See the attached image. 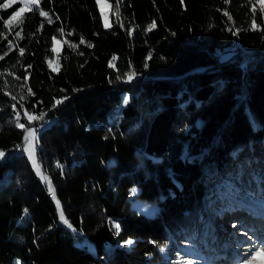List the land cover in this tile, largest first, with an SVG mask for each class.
Returning a JSON list of instances; mask_svg holds the SVG:
<instances>
[{"label":"trees","instance_id":"16d2710c","mask_svg":"<svg viewBox=\"0 0 264 264\" xmlns=\"http://www.w3.org/2000/svg\"><path fill=\"white\" fill-rule=\"evenodd\" d=\"M109 2V27L97 0H39L8 26L21 1L0 8V264H186L207 215L264 213L259 0ZM42 123L38 162L74 228L23 148Z\"/></svg>","mask_w":264,"mask_h":264},{"label":"rangeland","instance_id":"374dc122","mask_svg":"<svg viewBox=\"0 0 264 264\" xmlns=\"http://www.w3.org/2000/svg\"><path fill=\"white\" fill-rule=\"evenodd\" d=\"M19 1H21L22 4L21 8L24 7L25 4H27L29 7L32 6L31 0H19ZM101 3L104 5L103 10H101ZM98 6L104 24L107 23L108 25H110L111 20H110L109 0H101V2L98 3ZM60 47H61V41L56 39L55 40L56 54L51 58V60L49 59L50 66L55 69L58 68L59 65L57 54L60 51ZM46 124L48 123H42L38 127L31 126V128L36 129L37 138L38 135L40 134V131L42 130V128L45 127ZM90 125L91 124H89V126ZM26 134L27 132L25 130L24 137ZM26 147H27V141H25L24 139L23 148L29 158ZM36 159H37V164L33 165L32 160L29 158L35 170L37 166H39L42 170V166L38 162L37 149H36ZM42 172L44 173L43 170ZM56 200L58 199L56 198ZM132 205L133 207H136L137 209L147 214H151L154 210V205L144 200L142 201L138 199H133ZM61 208L62 205L60 203V207L58 208L59 213ZM247 208L248 207H245V209L244 208L230 209L227 212L223 211L224 213H221L220 215H217L216 213L215 219L212 218V216L207 215L205 218L203 235L201 236V240L200 241L198 240L199 244L197 243V248L198 245L199 248L198 250L194 249V251H196L197 254H195V256L193 254L192 256L193 258H191V261L190 260L187 261L186 264H189V262H191V264H244L245 260L250 259V249L253 244H255L257 247L264 246V219H263L264 217L262 218V216L259 215V213L256 210L252 208L249 209ZM249 213H251L252 215V220L250 219L249 225H246L247 219L249 217ZM254 213L256 214L258 213V214L255 215ZM59 223L74 228L72 224H70L67 218L65 217V214L63 221L59 218ZM252 227L254 228V230L250 229ZM198 239H200V236ZM176 241L180 242L181 240L177 239ZM175 250H176L175 242L171 241L170 244L164 248L163 252L165 256L168 259H170ZM178 255L179 254L177 253V256ZM198 256L200 258L196 259Z\"/></svg>","mask_w":264,"mask_h":264},{"label":"snow or ice","instance_id":"6c2138e0","mask_svg":"<svg viewBox=\"0 0 264 264\" xmlns=\"http://www.w3.org/2000/svg\"><path fill=\"white\" fill-rule=\"evenodd\" d=\"M98 3L101 2V0H97ZM119 2V0H118ZM260 4H261V8L262 10H264V0H259ZM14 3V0H7V2H0V8H7L10 7L12 4ZM31 3L33 6H38L39 4V0H31ZM104 5L101 3V10H103ZM31 11L32 9L25 4L24 7L20 8L17 12H15L10 19H8L7 21H5V26L11 25L12 22L14 20H16L17 18H19L21 16L22 13H24L25 11ZM252 11L255 12L256 8L255 6H253ZM39 15L47 17L48 13L44 12V11H39ZM225 15H227V13H225ZM107 19V18H106ZM49 23H51V20H49ZM110 25H108L107 23L105 24V27H109ZM153 27H155V25H153ZM253 27H257L255 24V20L253 19ZM61 33H63V29L60 30ZM17 35H20V33H17ZM55 39V38H54ZM83 42V40L81 41ZM53 51H55V49H53ZM19 54L21 56L24 55V49H20L19 50ZM0 59H3V57H0ZM129 78H133L135 76V73H129ZM12 99L15 100L16 97L12 96ZM64 99H67V97H65ZM62 101H57V104L61 103ZM128 101L125 100L124 103H127ZM13 107H15V105H13ZM25 116L27 117V120L29 123H31L34 120H42L43 119V114H41L40 116H35L32 114H29L27 112V110H25ZM17 117H19V113H17ZM15 126L19 127L21 129H25V125L20 123L19 118H17V120L15 121ZM27 134L25 135L24 139L25 141H27V147L26 150L28 152L29 158L32 160L33 165L37 164V159H36V129L35 128H27L26 129ZM5 156V153L3 151H0V158H3ZM36 171L37 173L41 176V178L45 181L48 190L50 191L52 198L55 199L56 198V193H55V189L52 187V182L49 179V177L47 175H45L41 168L39 166L36 167ZM56 205L59 208L60 207V202L59 200H56ZM25 212H27V210H25ZM59 218L63 221L64 220V212L62 210V208L60 209V213H59ZM66 222V221H65ZM115 227L118 228V225H116ZM127 243L130 245L133 242L131 240L127 241ZM189 264H191V262H189ZM244 264H264V246L261 247H257L255 244L252 245L251 249H250V259L245 260Z\"/></svg>","mask_w":264,"mask_h":264},{"label":"bare ground","instance_id":"6f19581e","mask_svg":"<svg viewBox=\"0 0 264 264\" xmlns=\"http://www.w3.org/2000/svg\"><path fill=\"white\" fill-rule=\"evenodd\" d=\"M251 213H252V212H251ZM251 213H249V217H248V219H247V222H246L247 224H246V225H249V220H250V219L252 220V215H251ZM254 214H255V215H257L258 213H257V214H256V213H254ZM259 215H261V216H262V218L264 217V215H263L262 213H259ZM263 219H264V218H263ZM263 219H262V220H263ZM255 220H256V219H255ZM257 220H258V219H257ZM262 220H261V221H262ZM250 229H251V230H254V228H253V227H252V228H250ZM225 249H226V248H225ZM221 261H222V260H221ZM220 263H221V262H220Z\"/></svg>","mask_w":264,"mask_h":264},{"label":"clouds","instance_id":"9594fccd","mask_svg":"<svg viewBox=\"0 0 264 264\" xmlns=\"http://www.w3.org/2000/svg\"><path fill=\"white\" fill-rule=\"evenodd\" d=\"M258 212V211H257ZM258 213H260V212H258ZM262 214H264V213H262Z\"/></svg>","mask_w":264,"mask_h":264}]
</instances>
